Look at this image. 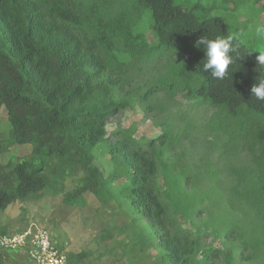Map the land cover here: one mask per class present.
Wrapping results in <instances>:
<instances>
[{
    "label": "trees",
    "instance_id": "trees-1",
    "mask_svg": "<svg viewBox=\"0 0 264 264\" xmlns=\"http://www.w3.org/2000/svg\"><path fill=\"white\" fill-rule=\"evenodd\" d=\"M187 1L0 0L9 125L0 156L29 148L0 163V213L46 195L84 208L91 195L134 217L131 234L113 223L97 235L117 261L143 264L153 252L154 264H264V101L251 95L259 52L238 43L223 80L203 71L197 39L226 36L229 24ZM178 96L188 110H175ZM134 104L158 137L120 125L108 134L109 119ZM197 110L210 112L198 137ZM241 149L248 157L239 164ZM14 234L0 226V237ZM2 251L5 264L18 250ZM65 254L68 264H89L90 252Z\"/></svg>",
    "mask_w": 264,
    "mask_h": 264
},
{
    "label": "rangeland",
    "instance_id": "rangeland-1",
    "mask_svg": "<svg viewBox=\"0 0 264 264\" xmlns=\"http://www.w3.org/2000/svg\"><path fill=\"white\" fill-rule=\"evenodd\" d=\"M202 2L204 5L213 7L212 16L223 17L229 24V34L233 32H243L239 44L251 51L257 47L264 48V41L258 40L254 33L249 31V25L264 23V0H230L229 6L224 5V0H188L187 3ZM233 5L235 9H233ZM147 38L152 42V37L148 33ZM175 110L184 112L190 108L180 96L177 97ZM175 110L171 114L174 115ZM210 112L208 110H197L194 112V124L197 126L195 131L198 137L199 126L208 119ZM120 125L123 128H132L136 138H156L159 130L153 126L149 116H144L134 104L132 109L126 110L121 115L109 119L107 132L111 134L115 128ZM9 125L6 120L5 110L0 109V133L2 137H7ZM208 141H214V137L207 135ZM221 147V141L217 143ZM28 147L14 146L8 153L0 156V163H4L13 157L24 156L28 154ZM218 150L214 147L211 158H217ZM248 154L245 149H241L237 154L240 164L246 161ZM99 166L108 172V161L105 156H100ZM65 191L71 188V181L66 182ZM86 206L84 208H71L62 203V195H46L39 202L14 203L0 213V226L6 227L8 234H14L15 230L25 226L26 229L31 226L46 228L50 238L55 244L62 245L65 253L90 252L89 264H126L117 259L109 251L110 247L104 248L99 244L97 235L100 228L115 224L117 227H127L131 234L134 227H131L130 219L132 215H124L116 203H110L107 206L100 207L96 199L88 195L85 197ZM120 238H118L119 240ZM115 245L117 242L114 243ZM113 244V245H114ZM0 248V256L3 255ZM14 258L5 259V264H33L26 256L23 250L19 249ZM154 253H146L143 258V264H154L152 262Z\"/></svg>",
    "mask_w": 264,
    "mask_h": 264
},
{
    "label": "clouds",
    "instance_id": "clouds-1",
    "mask_svg": "<svg viewBox=\"0 0 264 264\" xmlns=\"http://www.w3.org/2000/svg\"><path fill=\"white\" fill-rule=\"evenodd\" d=\"M248 30L253 32L258 40L264 41V23L249 25ZM242 35H244L243 32H233L226 36L218 35L214 38L199 37L196 41V47H202L205 53L202 70L209 72L216 79L223 80L229 72V66L234 63L238 49L237 44ZM255 51L259 52L256 60L258 70L261 71V78L251 87V95L264 101V48L258 46Z\"/></svg>",
    "mask_w": 264,
    "mask_h": 264
},
{
    "label": "built area",
    "instance_id": "built-area-1",
    "mask_svg": "<svg viewBox=\"0 0 264 264\" xmlns=\"http://www.w3.org/2000/svg\"><path fill=\"white\" fill-rule=\"evenodd\" d=\"M2 250H23L33 264H68L65 250H60L46 228L31 226L20 234L0 237Z\"/></svg>",
    "mask_w": 264,
    "mask_h": 264
}]
</instances>
